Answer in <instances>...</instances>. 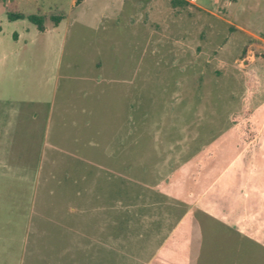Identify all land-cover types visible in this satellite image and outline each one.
<instances>
[{"label":"rangeland","instance_id":"1","mask_svg":"<svg viewBox=\"0 0 264 264\" xmlns=\"http://www.w3.org/2000/svg\"><path fill=\"white\" fill-rule=\"evenodd\" d=\"M0 264H264V0H0Z\"/></svg>","mask_w":264,"mask_h":264},{"label":"trees","instance_id":"2","mask_svg":"<svg viewBox=\"0 0 264 264\" xmlns=\"http://www.w3.org/2000/svg\"><path fill=\"white\" fill-rule=\"evenodd\" d=\"M83 0H75V4L81 3ZM173 4H179L185 2V0H172ZM7 17L10 20H15L19 18H27L31 22H33L37 28L41 31L45 30V17L42 13H30L26 14L23 11L19 10H8L7 11ZM62 18V15L60 16H52L53 21L55 24L59 23L60 19ZM250 113V112H249ZM249 113L235 116L232 118V121L234 122L239 135L242 140L249 141L252 139L256 133L255 126L253 121L250 119Z\"/></svg>","mask_w":264,"mask_h":264},{"label":"crops","instance_id":"3","mask_svg":"<svg viewBox=\"0 0 264 264\" xmlns=\"http://www.w3.org/2000/svg\"><path fill=\"white\" fill-rule=\"evenodd\" d=\"M74 3H75V0H72V4H74ZM251 120L253 121L254 126H255V130H256V123H255L253 118ZM237 132H238V130H237ZM257 135H258V132L256 131V133H255V135H254V137L252 139H250L249 141H244V140L241 139V137L239 135V132H238L239 139L244 144H249V143L253 142L257 138ZM221 220H225V221L230 222V223L232 222L231 224L234 227L238 226V227H236L238 229H239V222H241V221L242 222H247V221L251 222V223H248V225H247L248 227L244 225L245 226V230H248L249 228L252 229L253 227H255V222H254L253 216L244 217L240 213H238V211H235L233 215H229V214H227V212H224L222 217H221Z\"/></svg>","mask_w":264,"mask_h":264},{"label":"built area","instance_id":"4","mask_svg":"<svg viewBox=\"0 0 264 264\" xmlns=\"http://www.w3.org/2000/svg\"><path fill=\"white\" fill-rule=\"evenodd\" d=\"M189 3L191 4H195L196 3V0H187Z\"/></svg>","mask_w":264,"mask_h":264}]
</instances>
